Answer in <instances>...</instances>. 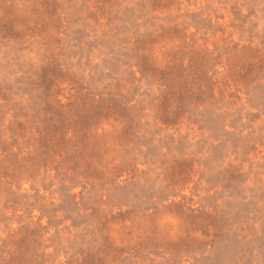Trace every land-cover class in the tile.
<instances>
[{"label":"rangeland","instance_id":"obj_1","mask_svg":"<svg viewBox=\"0 0 264 264\" xmlns=\"http://www.w3.org/2000/svg\"><path fill=\"white\" fill-rule=\"evenodd\" d=\"M0 264H264V0H0Z\"/></svg>","mask_w":264,"mask_h":264}]
</instances>
